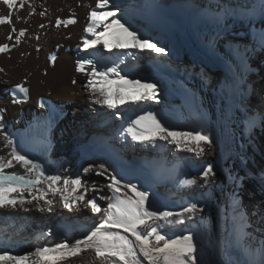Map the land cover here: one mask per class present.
<instances>
[{"label": "bare ground", "instance_id": "obj_1", "mask_svg": "<svg viewBox=\"0 0 264 264\" xmlns=\"http://www.w3.org/2000/svg\"><path fill=\"white\" fill-rule=\"evenodd\" d=\"M188 1L202 3L207 17L195 20L191 11H177ZM95 5L96 0H25L20 9L18 0L13 10L17 32L12 33V40L7 39L11 27L0 25V44L7 43L10 48L8 53H0V67L5 69L0 73V157L7 158L10 153L4 147L7 135L18 151L37 165L27 153L31 145L28 132L44 114L39 100L55 102L61 121L50 134V163L39 170L45 177L79 175L88 185L96 183L98 189L89 187L85 199H96L102 209L92 213L83 204L64 209L57 196L50 212L43 201L39 202L43 212L35 202L26 205L31 209L28 212L0 210V254L23 255L37 246L82 239L102 218L107 200L100 197L112 195L106 185L111 182L109 175H116L122 184L131 182L149 192V210L180 213L192 204L197 206L183 224L158 223L161 234L171 239L192 233L201 249L199 264H262L264 182L252 178L241 160L248 146L245 92L254 95L257 91L250 85L251 73L261 79L257 108L264 116V0H110L118 9L117 18L164 48L163 54L137 49L109 52L102 45L83 50L88 13ZM7 13L0 0V15ZM17 15L22 18L19 22ZM56 18L77 22L56 29ZM20 29H26V34L17 44ZM50 56L56 57L55 62ZM81 59H93L98 70L115 66L129 79L154 84L157 98L116 108L94 103L85 87V74L76 71ZM17 84L26 87L28 94L25 101L14 104L10 91ZM147 112L170 130L205 132L213 141L211 148L198 155L166 141H133L126 129ZM260 137L264 139V132ZM101 163L109 169L104 176L98 175ZM90 165L91 170L85 173L83 169ZM209 166L213 174L204 177ZM6 171L23 173L18 165ZM186 180L195 183H183ZM59 186L63 187L62 182ZM236 201H242L246 211L238 209ZM245 212L247 251L237 245L234 232ZM228 247L232 255L227 253ZM73 264L96 262L86 253Z\"/></svg>", "mask_w": 264, "mask_h": 264}, {"label": "snow or ice", "instance_id": "obj_2", "mask_svg": "<svg viewBox=\"0 0 264 264\" xmlns=\"http://www.w3.org/2000/svg\"><path fill=\"white\" fill-rule=\"evenodd\" d=\"M2 3L7 6L8 13L0 15V25L11 27L7 39L12 40V33L17 32L13 23V10L16 9L18 0H2ZM24 7L25 0H19V8ZM225 8L227 9L228 6L225 5ZM117 12L118 9L110 5V0H96L95 8L88 13V23L84 28L88 37L83 39V50L95 49L102 45L109 52L113 49H137L157 54L165 52L164 48L139 35L131 25H127L126 21L122 22L121 18H117ZM15 19L17 22L22 20L19 15ZM76 22L72 18L66 20L56 18L54 26L60 29L61 26L67 27ZM40 27L45 26L41 24ZM25 34L26 29L19 30V35L16 36L17 44L20 42V37ZM113 37H116L115 42H110ZM261 47L264 48V35L261 36ZM9 51L7 43L0 44V53ZM49 59L55 62L56 57L50 56ZM76 71L85 74L88 80L85 87L94 97L93 102L96 104L116 108L125 103L135 104L157 98L154 84L144 83L139 79H129L127 75H121L115 66L98 70L97 62L93 59H81L76 63ZM3 72L5 69L0 67V73ZM72 82L76 83L75 80ZM15 87L27 98L26 87L21 84ZM12 103L18 104L21 100L14 98ZM40 107H44V104H40ZM261 119L264 121V116ZM126 132L133 141L140 144H151L161 140L176 145L182 151L195 152L198 155L210 149L213 144L212 139L205 132L170 130L152 112L137 116ZM4 139V147L10 149V153L7 158L0 157V210L19 209L28 212L31 209L26 205L35 202L37 210L43 212L45 208L39 206V202L43 201L50 212L55 198L59 196V203L65 209L71 210L74 206L79 207L83 204L90 208L92 213L102 212L96 199H85L89 187L93 191L98 189L96 183L88 185L79 175L74 178H63L60 175L45 177L32 159L18 151L11 138L5 135ZM17 165L23 169V173L6 171L15 169ZM91 168L90 165L83 171L87 173ZM98 169L100 176L109 173V169L103 163L98 165ZM210 174H213L211 166L203 171L204 177ZM109 180L111 182L106 188L112 195L100 197L102 200H107V207L103 209L104 214L82 239L64 240L51 247L37 246L34 251L23 255H9L5 251L0 254V264H73L74 259L81 258L86 253L93 255L96 264H143L144 261H147V264H199L198 246L194 241V235L189 233L171 239L161 234V224L158 223L164 221L183 224L187 216L197 211L195 204L185 207L180 213L152 211L148 207L147 190H142L131 182L122 184L121 179L116 175H109ZM61 182L63 187L59 186ZM183 183L190 185L195 183V180H186ZM99 190L103 191V189ZM49 195L52 198H48ZM246 216L247 213L240 214V222L234 228L236 243L245 251L250 247L246 243L249 237L246 231ZM260 252L264 258V246L261 247Z\"/></svg>", "mask_w": 264, "mask_h": 264}, {"label": "rangeland", "instance_id": "obj_3", "mask_svg": "<svg viewBox=\"0 0 264 264\" xmlns=\"http://www.w3.org/2000/svg\"><path fill=\"white\" fill-rule=\"evenodd\" d=\"M202 7H203L202 3L198 5L197 3H194V1L193 2L188 1L187 3L182 2V7L177 8L178 9L177 11H181V12L197 11L199 9L201 10ZM153 58L159 59L158 57H153ZM249 82H250V85H254L255 88H257V91L254 95L251 94L247 90L245 92L246 94L245 99H246L247 106L244 108V114H245L247 128H248V131H247L248 146L245 148L246 150H245L244 157L241 160V162H242V165L247 169V171L249 172L252 178L259 179L264 182V162H263L264 161V139L260 137L262 133L264 132V127H263L264 121H262L261 119L262 116L260 115V111L257 108V105H259V102H260V91L261 90L259 86L261 83V79L257 75H255V73H251L249 75ZM250 114H253L254 117L250 118L251 116ZM107 196H111V195H107ZM235 205L236 207L240 205V207H237V208L242 210L243 212L246 211V209L243 208L242 206V201L241 202L236 201ZM199 250L201 249L198 248V251ZM199 253L200 251L197 252V254ZM227 253L229 255H232V249L230 247L227 248Z\"/></svg>", "mask_w": 264, "mask_h": 264}]
</instances>
